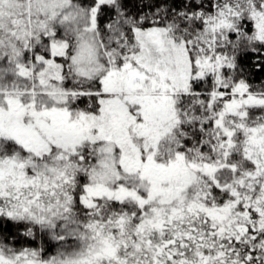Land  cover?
I'll return each instance as SVG.
<instances>
[{"label": "snow or ice", "instance_id": "snow-or-ice-1", "mask_svg": "<svg viewBox=\"0 0 264 264\" xmlns=\"http://www.w3.org/2000/svg\"><path fill=\"white\" fill-rule=\"evenodd\" d=\"M0 264H264V0H0Z\"/></svg>", "mask_w": 264, "mask_h": 264}]
</instances>
